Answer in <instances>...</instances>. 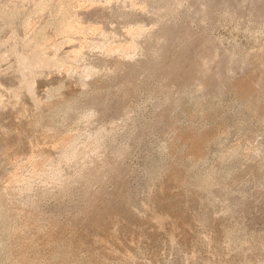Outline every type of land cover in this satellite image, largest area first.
<instances>
[{"label":"rangeland","instance_id":"1","mask_svg":"<svg viewBox=\"0 0 264 264\" xmlns=\"http://www.w3.org/2000/svg\"><path fill=\"white\" fill-rule=\"evenodd\" d=\"M227 1L0 0V264H264V0Z\"/></svg>","mask_w":264,"mask_h":264},{"label":"bare ground","instance_id":"2","mask_svg":"<svg viewBox=\"0 0 264 264\" xmlns=\"http://www.w3.org/2000/svg\"><path fill=\"white\" fill-rule=\"evenodd\" d=\"M97 1H100V2H102L104 5H99L98 7H96V8H94V6H92V8H91V10L89 11V12H91V11H96L97 9H101V8H104V7H106V5H108V4H110V3H112V0H97ZM128 2H129V4H130V6L131 7H135V2H134V0H127ZM178 1V0H177ZM207 2H205L204 4H203V6H199L196 10H195V12H197V13H201V12H204L205 13V11H208V14H210L211 13V8L213 7V5L215 4V1L216 0H206ZM229 1V0H228ZM228 1H227V3H228ZM47 2H48V0H40V5L42 6V7H44V6H46L47 5ZM151 2H152V0H151ZM230 2V1H229ZM154 3V2H153ZM179 3H180V1H179ZM182 3V2H181ZM223 3V2H222ZM226 3V4H227ZM224 5V4H223ZM88 6V5H87ZM215 6V5H214ZM230 6V5H229ZM63 7V6H62ZM68 7V8H67ZM66 8H64V9H61V7H59L58 9H60V13H59V16H58V19H59V21H58V25H57V30L58 31H61V32H69V33H87L88 32V30H86V26H83L81 23H80V21H79V19H78V17H77V14L76 13H74L72 10H71V8L69 7V6H67ZM133 7V8H134ZM142 7V6H141ZM203 7H205V8H207V9H205V10H203V11H201L202 9H203ZM219 7V6H218ZM234 7V6H233ZM55 10H57V9H55ZM213 10H214V8H213ZM212 10V11H213ZM58 11V10H57ZM7 12V8H4L2 11H0V18H1V16L4 14V13H6ZM92 13V12H91ZM94 13V12H93ZM160 13V12H159ZM164 13V12H163ZM163 13H161V14H163ZM167 13V12H166ZM170 14V13H169ZM212 14V13H211ZM166 15V14H165ZM201 15V14H200ZM201 18V17H200ZM83 22V21H82ZM95 27H97V26H95ZM91 28V27H90ZM92 29V28H91ZM103 29V28H102ZM137 26H136V28H134V29H131L130 28V30H129V34H128V38L126 37V39H127V41H123V42H118V43H114L113 45H110V46H107V48L105 47V49L104 48H101V49H104V51L105 52H107V54H113V56L115 57V59H117L116 61H117V63H119V65H120V63L122 62L123 63V61H125V58H128L129 57V53L132 51V50H134L136 47H137V45H138V40H137ZM101 31V30H100ZM94 32H95V29H94ZM128 32V31H127ZM89 33V32H88ZM106 35V34H105ZM108 36V35H107ZM80 48H83V42H82V44L80 43ZM79 46H77V47H79ZM75 47V46H74ZM34 48H35V50L38 52L39 51V48L37 47V46H34ZM76 48V47H75ZM85 48V47H84ZM82 51V50H81ZM102 51V50H101ZM79 52V51H78ZM81 53V52H80ZM131 53H134V52H131ZM133 55V54H132ZM110 56H112V55H110ZM76 58V57H75ZM18 61H20V64L21 65H23V68H27V67H30L31 65H32V63H33V58H32V56L31 55H25V54H22V55H18ZM114 59V58H113ZM19 64V65H20ZM16 66V65H15ZM90 66V65H89ZM23 68H21V71H23ZM130 70V69H129ZM110 71V70H109ZM85 72V71H84ZM81 74V73H80ZM123 74V73H122ZM129 74V73H128ZM89 75V74H88ZM130 75V74H129ZM81 76V75H80ZM82 76H83V72H82ZM87 76V75H86ZM125 76V75H124ZM84 77H85V75H84ZM127 77V76H126ZM81 78V77H80ZM79 78V79H80ZM90 78V77H89ZM120 78V77H119ZM119 80V79H118ZM123 80H125V79H123ZM249 82V81H248ZM117 83H120L119 81H117ZM120 85H123V84H120ZM62 88V87H61ZM23 89H26L27 90V92H29V94L30 95H32V98H33V100H35L36 99V97H35V91H34V81H26V80H22L21 81V85H20V87L18 88V89H15L14 91H13V95L15 96V97H18V96H20L21 95V93H22V90ZM135 89V88H134ZM132 90H133V88H132ZM102 91V90H101ZM107 91V90H106ZM133 92V91H132ZM102 93V92H101ZM120 94V93H119ZM97 95H100V94H95V95H93L92 96V99H95V97L97 98ZM65 96V95H64ZM99 99V98H98ZM90 103L92 102V101H89ZM88 102V103H89ZM92 105V104H91ZM97 106L98 105H96L95 107L97 108ZM124 108V107H123ZM128 108V107H127ZM124 110H125V108H124ZM128 110H131V109H128ZM124 112V111H123ZM38 122V121H37ZM72 138H61V139H59V141H58V147H59V149L57 150V153L61 150V149H65V148H67V147H69L70 145H71V143H72ZM234 152H231V153H234V155L236 154L235 153V150H233ZM231 153H230V155H231ZM238 153V152H237ZM56 155V154H55ZM53 157V155L52 154H49V155H47V156H45L43 159H44V161H43V163L42 164H44V165H47L48 164V162L49 161H51L50 159ZM203 159V158H202ZM53 160V159H52ZM50 163V162H49ZM47 167H49V166H47ZM107 167V166H106ZM49 169V168H48ZM91 174V172H88L87 174H86V176L87 175H90ZM209 182L208 183H210V179L208 180ZM66 183H64L63 185H65ZM64 187V186H63ZM2 188H3V186H1V189L0 190H2ZM1 192V191H0ZM2 194V197H3V193H1ZM1 194H0V216L2 217V215H4L6 212H4V207H3V200H2V197H1ZM171 200V199H170ZM111 203V202H110ZM180 205V202H173V204H174V206L175 207H178V204ZM101 205V204H100ZM105 205V206H104ZM103 206L106 208V211L107 212H100L99 214H98V216L97 217H94V223L97 225H99L100 223L101 224H103V223H105L106 221H108V220H110V219H112L113 217H116V215H118V211H119V209H121L122 207H126L127 206V201H126V199L123 197V198H120L117 202H113V203H111V205L112 206H109V204H104ZM102 207V206H101ZM5 216V215H4ZM0 217V218H1ZM172 218V217H171ZM6 219V218H5ZM166 219H167V217H166ZM114 220V219H113ZM92 224V223H91ZM114 224V223H113ZM91 229V228H90ZM67 231V230H66ZM94 240H95V237H94ZM116 240V239H115ZM175 242V241H174ZM86 245V244H85Z\"/></svg>","mask_w":264,"mask_h":264}]
</instances>
